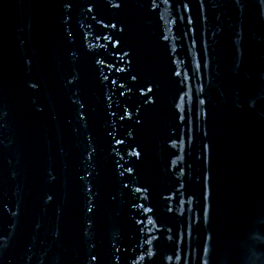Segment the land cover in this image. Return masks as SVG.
I'll return each instance as SVG.
<instances>
[{
	"label": "water",
	"instance_id": "obj_1",
	"mask_svg": "<svg viewBox=\"0 0 264 264\" xmlns=\"http://www.w3.org/2000/svg\"><path fill=\"white\" fill-rule=\"evenodd\" d=\"M0 264H264V0H0Z\"/></svg>",
	"mask_w": 264,
	"mask_h": 264
}]
</instances>
